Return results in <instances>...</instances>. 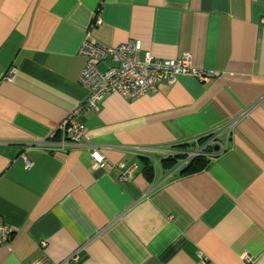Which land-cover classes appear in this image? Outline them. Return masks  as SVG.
<instances>
[{
    "label": "crops",
    "instance_id": "1",
    "mask_svg": "<svg viewBox=\"0 0 264 264\" xmlns=\"http://www.w3.org/2000/svg\"><path fill=\"white\" fill-rule=\"evenodd\" d=\"M87 33L188 53L213 75L107 95L59 150L58 125L88 97ZM184 144L211 148L203 171L156 164ZM93 146L110 166L93 169ZM1 224L0 264H264V0H0Z\"/></svg>",
    "mask_w": 264,
    "mask_h": 264
},
{
    "label": "built area",
    "instance_id": "2",
    "mask_svg": "<svg viewBox=\"0 0 264 264\" xmlns=\"http://www.w3.org/2000/svg\"><path fill=\"white\" fill-rule=\"evenodd\" d=\"M100 23V18L96 17L93 24ZM141 50L139 41L106 46L91 37L89 33L86 34L78 52L85 59L81 83L87 90L88 97L58 125L59 150H63L65 144L77 145L85 139L84 125L80 118L87 109L96 105L107 95H116L127 102H134L152 93L156 85L163 80L173 84L178 76H193L199 82H206L213 75L211 72L193 68L191 56L188 53L178 59L157 60L149 51H145L143 56H140ZM107 60L110 64L104 71L100 70L99 65ZM14 72L15 69H10L3 80H11ZM44 150L52 152V149L48 147H44ZM200 152L201 150L188 153L189 159L199 156ZM89 155L95 171L104 165L110 166L97 147L93 146ZM23 159L26 160V157L23 156ZM29 166L27 162L26 168ZM10 233L8 226L0 225V246L7 242ZM44 245L45 243L42 242L41 246ZM240 258L246 264L254 263L253 258L248 254H243ZM72 259L77 260V256L74 255Z\"/></svg>",
    "mask_w": 264,
    "mask_h": 264
},
{
    "label": "trees",
    "instance_id": "3",
    "mask_svg": "<svg viewBox=\"0 0 264 264\" xmlns=\"http://www.w3.org/2000/svg\"><path fill=\"white\" fill-rule=\"evenodd\" d=\"M145 52V51H144ZM154 56V55H153ZM155 57V56H154ZM157 60H164L161 58H157L155 57ZM168 60V59H167ZM162 82H166V81H161ZM168 83V82H166ZM159 84V83H158ZM157 84V85H158ZM156 85V86H157ZM156 88V87H155ZM150 94V93H149ZM148 95V94H147ZM146 95V96H147ZM209 139V137H204V138H200L198 140V143L200 145H206L207 140ZM176 148L178 149H182L180 150L181 153L179 154H175L174 156H169V157H165L159 160V165L161 167L162 170H171L174 169L180 162H182L183 160L187 159V154L186 152H193L196 150V147L194 145H178L176 146ZM207 148V147H206ZM207 150V149H206ZM210 164V160L206 159L205 156H197L191 160H189L186 165H184L180 170H179V176L182 175H191V174H195L198 172L203 171L208 165ZM152 166H148L146 167V169L144 170V177L147 181H151L152 180Z\"/></svg>",
    "mask_w": 264,
    "mask_h": 264
},
{
    "label": "flooded vegetation",
    "instance_id": "4",
    "mask_svg": "<svg viewBox=\"0 0 264 264\" xmlns=\"http://www.w3.org/2000/svg\"><path fill=\"white\" fill-rule=\"evenodd\" d=\"M208 147H209V146H208ZM206 149H207V150H206ZM202 151H203V152H202V156H205V155H206V156H209V155H210L209 152L211 151V148L209 149V148H206V147H205L204 150H203V148H202ZM211 154H212V153H211ZM199 156H201V152H200ZM213 157H214V155H213L212 157H210V158H213ZM162 158H165V157L162 156ZM162 158H161V159H162ZM210 158H206V159H210ZM186 163H187V162H185L184 165H186ZM156 164L159 165V159L157 160V163H156ZM184 165H183V166H184ZM181 168H182V167H181Z\"/></svg>",
    "mask_w": 264,
    "mask_h": 264
},
{
    "label": "water",
    "instance_id": "5",
    "mask_svg": "<svg viewBox=\"0 0 264 264\" xmlns=\"http://www.w3.org/2000/svg\"><path fill=\"white\" fill-rule=\"evenodd\" d=\"M219 148H220V147L215 146V147H213V151H214V152H218V151H219ZM203 150H204V147H203ZM202 152H203V151H201V156H202Z\"/></svg>",
    "mask_w": 264,
    "mask_h": 264
},
{
    "label": "clouds",
    "instance_id": "6",
    "mask_svg": "<svg viewBox=\"0 0 264 264\" xmlns=\"http://www.w3.org/2000/svg\"><path fill=\"white\" fill-rule=\"evenodd\" d=\"M199 150L202 151V148H201V149H198V150H195V151H199ZM219 150H220V148H219ZM195 151H193V152H195ZM218 152H219V151H218ZM188 153H190V152H188ZM188 153H187V161H186V162H188L189 160L193 159V158L189 159V157H188ZM196 157H197V156H196ZM194 158H195V157H194Z\"/></svg>",
    "mask_w": 264,
    "mask_h": 264
},
{
    "label": "bare ground",
    "instance_id": "7",
    "mask_svg": "<svg viewBox=\"0 0 264 264\" xmlns=\"http://www.w3.org/2000/svg\"><path fill=\"white\" fill-rule=\"evenodd\" d=\"M57 135H58V137H59V134L57 133ZM58 144V143H57ZM45 243V242H44ZM42 248H45L46 247V243H45V245L44 246H41Z\"/></svg>",
    "mask_w": 264,
    "mask_h": 264
}]
</instances>
